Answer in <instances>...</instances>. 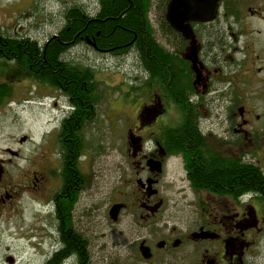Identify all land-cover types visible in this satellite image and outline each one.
Here are the masks:
<instances>
[{"label": "flooded vegetation", "instance_id": "obj_1", "mask_svg": "<svg viewBox=\"0 0 264 264\" xmlns=\"http://www.w3.org/2000/svg\"><path fill=\"white\" fill-rule=\"evenodd\" d=\"M167 10L157 16V30L173 49V105L183 120L166 125L167 96L158 86L147 89L134 129L140 132L129 131L134 189L107 208L110 219L119 206L110 222L118 226L129 218L135 233L119 254L123 261L117 252L110 264H260L264 189L200 187L193 176L205 164L208 173L228 177L252 165L264 176V0H217L210 18L197 15L184 23L188 36L169 22ZM64 120L56 133L39 139L0 133V264H99L95 242L80 232V127L71 145L78 176L72 186L65 181L70 154L57 139ZM170 137L180 147L169 149ZM171 156L185 163L192 190L182 208L168 204L161 187ZM245 194L252 196L240 200ZM6 237L20 241L28 257L6 251Z\"/></svg>", "mask_w": 264, "mask_h": 264}, {"label": "rangeland", "instance_id": "obj_2", "mask_svg": "<svg viewBox=\"0 0 264 264\" xmlns=\"http://www.w3.org/2000/svg\"><path fill=\"white\" fill-rule=\"evenodd\" d=\"M152 1L154 8L150 19L155 35L173 53L172 46L161 38L157 30V16L164 6L159 0ZM75 5L93 13L98 8V0H0V33L44 42L63 26L65 9ZM66 60L94 68L97 79L102 83L103 100L98 114L80 133L86 148V157L80 168L88 179L87 187L80 195V232L95 242L96 261L110 264L114 253L119 255L126 251L125 245L127 243L128 246L135 233L129 218H121L119 225L113 226L111 218L107 217V208L112 202L127 197L134 189L135 166L129 152L132 149L128 145L129 131L140 132L134 129L138 124L140 107L149 100L148 88L144 87L148 75L138 67L134 55L117 58L84 45L71 49ZM0 82L12 83L13 86L12 100L8 99L0 106V133L8 136L31 133L39 139L47 131L56 133L61 121L71 112L69 100L63 93L28 77L23 69L12 63L0 61ZM137 87L140 89L135 90ZM163 104L165 124L179 126L183 118L174 108L173 101L164 99ZM1 145L0 148L3 147ZM186 176L183 160L171 156L161 180L164 196L169 197L168 204L175 203L182 208L191 200L192 190ZM260 240L258 252L260 264H264V237ZM3 241L6 251L9 248L15 257L23 259L30 254L20 250L21 242L15 238L6 237ZM119 256L123 261V255Z\"/></svg>", "mask_w": 264, "mask_h": 264}, {"label": "trees", "instance_id": "obj_3", "mask_svg": "<svg viewBox=\"0 0 264 264\" xmlns=\"http://www.w3.org/2000/svg\"><path fill=\"white\" fill-rule=\"evenodd\" d=\"M159 1L164 6L160 15L164 16L171 0ZM153 8L152 0H98V8L93 13L78 5L65 9L63 26L44 42L0 33L1 62L23 69L28 77L63 93L69 100L72 112L63 121L59 138H62L60 143L63 141L65 151L70 154L65 181L72 186L78 177L72 160L77 154V150L71 146L74 133L79 127L80 133H83L93 122L102 103L103 92L94 68L66 60V56L79 45L117 58L134 55L138 67L149 76L144 87L153 89L158 86L163 89L167 99L174 102L177 90V86H174L175 59L155 35L156 30L150 19ZM138 89L140 87L135 88ZM12 95V83L0 82V105H4ZM166 133L172 135L173 131L166 130ZM171 137L169 149L174 145L180 147V143ZM85 152V143L80 136V164L86 157ZM204 167L193 176L200 187L224 188L230 185L239 186L242 191L264 189V176L252 165L236 168L230 177L220 170L208 173ZM87 181L80 168V192L86 189ZM80 255H84L85 261V241L81 236Z\"/></svg>", "mask_w": 264, "mask_h": 264}, {"label": "water", "instance_id": "obj_4", "mask_svg": "<svg viewBox=\"0 0 264 264\" xmlns=\"http://www.w3.org/2000/svg\"><path fill=\"white\" fill-rule=\"evenodd\" d=\"M216 6L217 0H172L168 10V20L174 27H182L184 35L188 36L190 29L185 28L184 23L197 19V15H202L200 19L210 18L207 15H214ZM157 170H159V167H157ZM119 210L120 207L115 206L110 212V218L116 220L115 214Z\"/></svg>", "mask_w": 264, "mask_h": 264}]
</instances>
